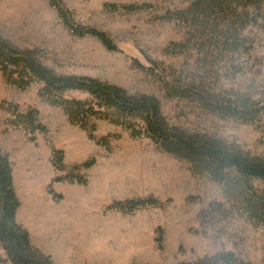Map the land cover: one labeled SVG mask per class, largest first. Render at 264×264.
I'll return each mask as SVG.
<instances>
[{
	"label": "rangeland",
	"instance_id": "374dc122",
	"mask_svg": "<svg viewBox=\"0 0 264 264\" xmlns=\"http://www.w3.org/2000/svg\"><path fill=\"white\" fill-rule=\"evenodd\" d=\"M192 1L61 0L75 23L105 32L115 50L94 36L72 34L48 0H0V35L18 49L38 50L44 64L58 74L91 76L132 94L152 95L170 125L206 133L264 157L262 122L219 116L193 99L171 95L164 86L163 79L172 81V74L184 78L202 73L195 50L178 51L173 46L186 42V29L174 18H162ZM132 4L148 7L135 11L120 7ZM262 22L258 19L244 31L252 49L238 60L242 70L234 76L224 61L219 62L212 87L257 98L264 94ZM40 88L33 82L18 89L0 72V150L11 162L20 202L18 221L31 243L55 264H178L219 252L264 264V227L252 221L209 174L192 172L187 161L159 149L147 136L133 137L105 119L93 120L94 136L107 138L108 143L97 144L71 124L60 107L50 105ZM71 95L86 97L75 91ZM11 106L22 113L37 110L47 131L36 132L35 141L29 140L21 125L9 123ZM53 149L63 151V170L53 166ZM91 159V167L75 169ZM71 174L81 175L87 183L70 182ZM55 176L63 179L53 181ZM49 184L60 199L48 192ZM255 187L262 189L259 182ZM150 196L161 206L132 213L107 208L116 200ZM159 227L161 244L156 239ZM0 257L6 258L1 248Z\"/></svg>",
	"mask_w": 264,
	"mask_h": 264
},
{
	"label": "trees",
	"instance_id": "16d2710c",
	"mask_svg": "<svg viewBox=\"0 0 264 264\" xmlns=\"http://www.w3.org/2000/svg\"><path fill=\"white\" fill-rule=\"evenodd\" d=\"M54 7L64 26L74 35L96 37L105 48L115 50L112 39L100 30L75 23L71 12L61 0H48ZM115 8L116 6L113 5ZM125 11H135L148 7L142 5L120 6ZM162 18H174L186 29L185 43L173 46L185 51L187 47L196 51L202 73L189 76H175L172 81L163 79L164 86L171 95L193 99L198 104L222 117H230L242 122H262L264 127V94L256 97L249 92L238 90H217L212 81L217 78L219 62L224 61L235 76L242 68L238 60L252 49L251 41L244 35L249 25L264 24V0H194L186 8L169 12ZM199 56H201L199 58ZM139 69L141 64L135 62ZM0 72L12 86L24 90L31 83L41 84V96L53 106L60 107L71 124L83 129L88 138L107 147V138L94 136L95 119H105L130 131L133 137L147 136L156 146L187 161L192 172L209 174L220 183L223 190L243 207L252 221L264 227V157L253 155L237 144L228 143L206 133L189 132L170 125L160 110L158 99L147 94H132L121 86L86 75L58 74L44 64L36 49H18L0 35ZM153 73V72H152ZM81 92L84 98L72 96L71 92ZM12 125H21L29 140L35 141L36 132H46V126L38 119V111L28 109L22 113L16 106L8 111ZM64 154L60 149L52 150V163L58 170L64 168ZM94 159L75 165V169L89 168ZM69 181L85 185L86 178L78 174L68 175ZM55 176L53 181H61ZM255 182L262 189L255 187ZM260 190V191H259ZM48 192L55 199L56 194L48 186ZM161 202L150 196L113 201L107 208L132 213L146 206H161ZM20 202L16 196L12 166L8 155L0 150V248L6 258L0 263L11 264H55L51 257L30 241L28 231L18 223L16 213ZM157 242L162 243L163 230L157 228ZM178 264H249L232 252H219L203 256L194 261Z\"/></svg>",
	"mask_w": 264,
	"mask_h": 264
},
{
	"label": "crops",
	"instance_id": "0c3cea01",
	"mask_svg": "<svg viewBox=\"0 0 264 264\" xmlns=\"http://www.w3.org/2000/svg\"><path fill=\"white\" fill-rule=\"evenodd\" d=\"M19 208H20V206H19ZM19 208H18L17 213H16V219H17V221H18V211H19ZM18 223L20 224L19 221H18ZM20 225H22V224H20Z\"/></svg>",
	"mask_w": 264,
	"mask_h": 264
}]
</instances>
